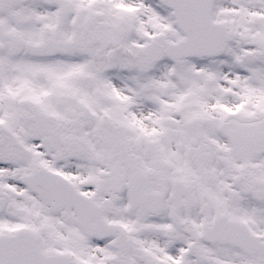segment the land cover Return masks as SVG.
Masks as SVG:
<instances>
[{
  "label": "snow or ice",
  "instance_id": "obj_1",
  "mask_svg": "<svg viewBox=\"0 0 264 264\" xmlns=\"http://www.w3.org/2000/svg\"><path fill=\"white\" fill-rule=\"evenodd\" d=\"M0 264H264V0H0Z\"/></svg>",
  "mask_w": 264,
  "mask_h": 264
}]
</instances>
